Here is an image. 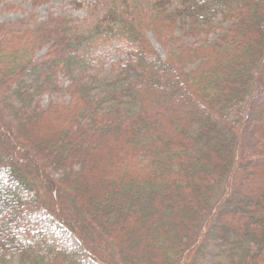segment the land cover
<instances>
[{
    "label": "trees",
    "instance_id": "trees-1",
    "mask_svg": "<svg viewBox=\"0 0 264 264\" xmlns=\"http://www.w3.org/2000/svg\"><path fill=\"white\" fill-rule=\"evenodd\" d=\"M102 4L0 22V264H264V0Z\"/></svg>",
    "mask_w": 264,
    "mask_h": 264
},
{
    "label": "rangeland",
    "instance_id": "rangeland-1",
    "mask_svg": "<svg viewBox=\"0 0 264 264\" xmlns=\"http://www.w3.org/2000/svg\"><path fill=\"white\" fill-rule=\"evenodd\" d=\"M103 0H0V22L17 23L16 25L22 27L21 29H34L39 21H43L49 15L60 16L67 15L71 18L81 20L88 11L97 6L102 8ZM172 2H179L180 0H171ZM152 45L159 52L163 53V48L158 42L152 32L147 33ZM190 41H194L191 39ZM42 51L37 52L40 54ZM100 57L96 61L97 69L100 72L110 71L115 61L120 55L115 50L114 44H105L99 51ZM55 98V96H53ZM49 97H44L43 101L47 102ZM263 151V150H262ZM264 197V194H262ZM51 240H53L59 248L68 250L79 248L78 242L74 237L63 227L55 226L52 229ZM85 264H93L89 259H84ZM209 264V263H206Z\"/></svg>",
    "mask_w": 264,
    "mask_h": 264
}]
</instances>
